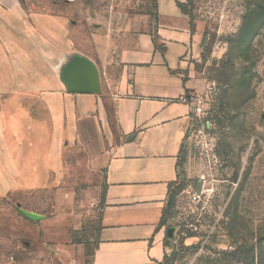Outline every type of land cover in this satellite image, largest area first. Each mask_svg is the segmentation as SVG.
Wrapping results in <instances>:
<instances>
[{
  "label": "crops",
  "instance_id": "crops-1",
  "mask_svg": "<svg viewBox=\"0 0 264 264\" xmlns=\"http://www.w3.org/2000/svg\"><path fill=\"white\" fill-rule=\"evenodd\" d=\"M123 21L113 60L88 62L95 91L70 90L81 62L63 15L0 0V200L65 177L69 147L105 172L106 206L90 264H164L166 201L189 126L188 94L205 92L193 62L206 26L179 4Z\"/></svg>",
  "mask_w": 264,
  "mask_h": 264
},
{
  "label": "rangeland",
  "instance_id": "rangeland-1",
  "mask_svg": "<svg viewBox=\"0 0 264 264\" xmlns=\"http://www.w3.org/2000/svg\"><path fill=\"white\" fill-rule=\"evenodd\" d=\"M21 2L29 12L70 19L77 55L102 64L115 57L125 18L152 13L154 0ZM263 4L191 1L194 21L206 26L203 53L193 62L206 88L187 95L189 126L162 224L164 264H264V27L248 46V60L238 57L234 43L247 15ZM243 71L249 72L246 82L239 78ZM216 89L229 91L221 102L214 101ZM66 168L65 177L47 186L0 200V264H90L106 206V176L89 167L79 145L69 147ZM235 198L240 238L256 250L231 261L221 252L233 250L228 226Z\"/></svg>",
  "mask_w": 264,
  "mask_h": 264
},
{
  "label": "trees",
  "instance_id": "trees-1",
  "mask_svg": "<svg viewBox=\"0 0 264 264\" xmlns=\"http://www.w3.org/2000/svg\"><path fill=\"white\" fill-rule=\"evenodd\" d=\"M192 0H189L187 4H179L180 9L182 12L189 16L192 22L194 21L192 14L190 12V4ZM156 10H157V2L154 0L153 2V12L151 13L152 16L156 17ZM149 13V12H148ZM264 27V4L260 6L257 10L249 13L247 17L244 20V26L242 31L239 33L235 40L236 49L240 51L242 54V57L238 55L243 60H248V46H251L253 42L255 41L256 37L259 36L260 31ZM240 74V73H239ZM249 72L243 71V73L239 76V78L244 80L245 82L248 80ZM227 79V80H226ZM226 85H229V79L225 78ZM225 85V84H224ZM239 86V85H238ZM239 88V87H238ZM229 91H222L221 89H216L212 91L211 93L215 96L214 101H222L226 96H228ZM221 98V99H220ZM245 101H248L246 99ZM244 102V100H243ZM231 223L228 226V231L230 232L229 237L232 240L233 250L231 251H222V256L230 259L231 261H237L236 259L241 258L238 256H243L244 258H251L254 255V252L256 250V246L252 243H249L248 241L240 238L241 234L239 232V201L237 198H235L231 204ZM165 212V211H164ZM164 215L162 217L161 226L163 224ZM237 229V232H236Z\"/></svg>",
  "mask_w": 264,
  "mask_h": 264
},
{
  "label": "water",
  "instance_id": "water-1",
  "mask_svg": "<svg viewBox=\"0 0 264 264\" xmlns=\"http://www.w3.org/2000/svg\"><path fill=\"white\" fill-rule=\"evenodd\" d=\"M81 62L69 68L66 81L70 90L91 91L95 89L96 76L88 61L80 58ZM95 91V90H94Z\"/></svg>",
  "mask_w": 264,
  "mask_h": 264
},
{
  "label": "built area",
  "instance_id": "built-area-1",
  "mask_svg": "<svg viewBox=\"0 0 264 264\" xmlns=\"http://www.w3.org/2000/svg\"><path fill=\"white\" fill-rule=\"evenodd\" d=\"M182 101L188 105V97H187V96L184 97V98L182 99Z\"/></svg>",
  "mask_w": 264,
  "mask_h": 264
}]
</instances>
